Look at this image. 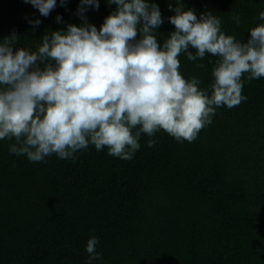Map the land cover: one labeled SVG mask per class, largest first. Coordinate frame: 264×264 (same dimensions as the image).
<instances>
[{"label": "trees", "instance_id": "1", "mask_svg": "<svg viewBox=\"0 0 264 264\" xmlns=\"http://www.w3.org/2000/svg\"><path fill=\"white\" fill-rule=\"evenodd\" d=\"M156 3L162 41L174 27L167 4L177 0ZM77 6L78 0H57L41 16L28 0H0V38L14 29L17 45L35 48L45 31L80 23ZM184 6L198 17L212 11L221 30L246 39L264 0ZM114 8L99 0L83 15L99 28ZM37 16L38 25L27 22ZM178 59L185 77L198 76L208 87L214 54L188 60L180 52ZM241 93L246 99L239 103L215 106L192 140L163 129L152 137L141 132L140 147L127 159L89 144L70 157L51 153L35 161L8 151L14 138H0V264H264V76L247 79ZM91 235L101 256L86 261Z\"/></svg>", "mask_w": 264, "mask_h": 264}, {"label": "clouds", "instance_id": "2", "mask_svg": "<svg viewBox=\"0 0 264 264\" xmlns=\"http://www.w3.org/2000/svg\"><path fill=\"white\" fill-rule=\"evenodd\" d=\"M28 2L41 16L57 4ZM106 3L115 8L99 28L83 15L99 0H78L81 22L45 31L35 48L17 45L14 29L0 38V138H14L9 152L40 161L51 153L70 157L92 144L127 159L140 147L141 132L152 137L163 129L177 140H192L211 121L215 106L246 99L242 84L264 76V9L247 38L238 39L221 30L220 17L212 11L198 17L177 0L167 4L173 9L167 20L174 27L158 41L163 17L156 0ZM55 19L61 21L60 13ZM233 19L239 23V14ZM27 22L38 25L40 17ZM206 51L217 59L204 88L198 76L185 77L179 70L178 53L194 60ZM145 143L151 146L154 139ZM96 241L95 235L87 238L86 261L101 256Z\"/></svg>", "mask_w": 264, "mask_h": 264}]
</instances>
